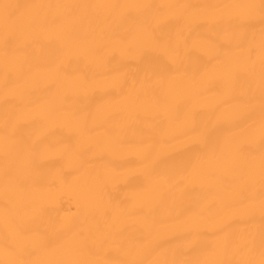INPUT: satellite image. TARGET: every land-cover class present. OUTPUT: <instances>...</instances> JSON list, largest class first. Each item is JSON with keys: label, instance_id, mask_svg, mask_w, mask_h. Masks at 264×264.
Instances as JSON below:
<instances>
[{"label": "bare ground", "instance_id": "bare-ground-1", "mask_svg": "<svg viewBox=\"0 0 264 264\" xmlns=\"http://www.w3.org/2000/svg\"><path fill=\"white\" fill-rule=\"evenodd\" d=\"M0 264H264V0H0Z\"/></svg>", "mask_w": 264, "mask_h": 264}]
</instances>
